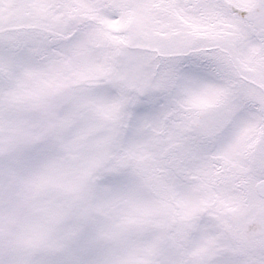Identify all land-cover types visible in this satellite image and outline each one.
<instances>
[{"label": "snow or ice", "instance_id": "snow-or-ice-1", "mask_svg": "<svg viewBox=\"0 0 264 264\" xmlns=\"http://www.w3.org/2000/svg\"><path fill=\"white\" fill-rule=\"evenodd\" d=\"M0 264H264V0H0Z\"/></svg>", "mask_w": 264, "mask_h": 264}]
</instances>
